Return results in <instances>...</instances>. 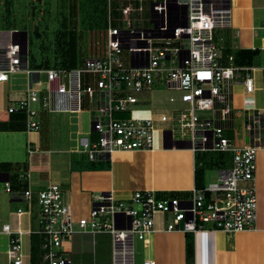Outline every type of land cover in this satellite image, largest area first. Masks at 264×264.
Listing matches in <instances>:
<instances>
[{
	"label": "built area",
	"instance_id": "1",
	"mask_svg": "<svg viewBox=\"0 0 264 264\" xmlns=\"http://www.w3.org/2000/svg\"><path fill=\"white\" fill-rule=\"evenodd\" d=\"M108 6L105 55L88 57L82 66L29 69L19 41L12 42L10 36L0 40V82L18 69L29 74L22 95L11 99L6 111L24 110L27 129L37 130L40 107L79 109L83 107L81 94H86L91 130L79 136V145L90 160L116 149L163 145L166 139L174 138L172 126L160 125L169 121L190 130V137L186 139L194 151L231 150L232 164L219 171L216 181L193 187L190 197H160L152 189H136L128 198L98 193L88 215L79 218H73L59 183L48 182L34 193L30 187L13 191L9 180H4V190L24 199L26 208L19 206L11 211L17 226L4 220L0 211V233L8 238L6 260L0 264H24V233L35 232L41 236V260L46 264H71L65 243L75 233L94 235L106 231L112 237L113 264H134V239L152 234L158 229L157 221L162 229L192 233L204 228L237 231L254 227L257 146L254 143L233 145L224 134V128L233 126L234 85L240 83L244 95L256 88L253 67L232 61L222 63L219 49L213 43L214 28L230 22L229 0H120L115 5L108 0ZM113 8L118 12L114 16ZM145 11L148 26L142 16ZM153 38L163 40L164 44L153 45ZM173 40H179V44L172 46ZM123 49L129 51L128 64L119 57ZM243 69L245 73L241 76ZM82 74H90L92 82L84 81ZM154 84L180 90L185 107L170 115L150 113L149 109L138 106L137 94ZM169 100L173 101L174 97L170 96ZM123 110H129V115L114 114ZM202 110H212L213 117L199 116L197 111ZM253 114L257 118L255 124ZM253 114L245 127L258 128L259 147L264 149V108H254ZM34 202L39 209L38 227L25 230L19 225L21 216L30 214ZM142 264H155V259L146 257Z\"/></svg>",
	"mask_w": 264,
	"mask_h": 264
},
{
	"label": "crops",
	"instance_id": "2",
	"mask_svg": "<svg viewBox=\"0 0 264 264\" xmlns=\"http://www.w3.org/2000/svg\"><path fill=\"white\" fill-rule=\"evenodd\" d=\"M119 1L112 0V4L115 5L114 2L117 4ZM7 2L11 3L14 15L15 0ZM229 3L231 8L229 24L215 27L216 30H213V38L217 35L220 39L216 46L219 49L222 63L232 61L231 54L226 57L221 54L223 46L231 49L258 48L253 64L245 65L253 67L256 86L254 92L244 95L241 92L242 85L236 83L234 85L236 91L232 95V104L236 100V104L244 110V123H246L251 119L254 108H264V81L262 79L264 72V0H229ZM32 6L29 13L32 12ZM35 23L36 20L30 23L28 21L16 23L12 20L9 27L0 29V37L8 39L12 36L14 29H23L24 34L27 35L28 28L32 29ZM16 35L19 36V34ZM244 73L245 70H241V76ZM41 77H44L43 73ZM9 79L10 76L6 81L0 82V88L7 90L10 84ZM6 95L11 101L20 94L12 91L10 95L8 89ZM7 104H0V121L8 122L10 119L9 112L6 111ZM90 118L89 105H86L79 109L39 110L40 125L37 130H28L26 120H24L23 127L16 129L5 128L4 124L0 123V160L24 162L22 177L26 181L25 188H32L34 193L48 182L59 183L73 218L87 216L92 201L98 193L109 192L115 198H128L136 189H152L159 196L162 192H185L195 187L196 151L190 146H185L186 138L166 139L164 143L172 142L170 146L163 144L154 148L116 149L97 159L105 161L104 167L101 168H82L74 165L73 160L79 158L83 161L90 160L84 152L80 151L79 145V136L88 134L91 130ZM252 120L254 124L257 122L254 114ZM17 123L20 124L21 120ZM245 129L250 139L244 141L242 145L254 143L257 146V167L254 172L257 216L254 227L237 231L204 228L192 233L194 264H264V149L259 147L260 144H256L257 141L259 142L258 128L248 130L245 127ZM224 168L228 167L219 166L218 173ZM25 188H16L13 191H21ZM10 200L15 202L13 209L19 206L26 208L24 199L15 198L10 193ZM0 211L3 216V210ZM10 215L14 217L13 214ZM19 225L25 230L30 228V214L24 213ZM13 226H17L16 218ZM157 226L158 229L148 237L139 239L148 249L150 255L147 257L154 258L155 264H186L185 236L187 232L162 229L159 221H157ZM25 235L28 237L29 244L28 252L23 245V250L27 252H25L24 263L26 258L30 263V234L24 233L23 236ZM93 238L94 235L90 233L77 232L65 245L69 253L73 245L79 250H93ZM7 247V235L0 233V254L4 253Z\"/></svg>",
	"mask_w": 264,
	"mask_h": 264
},
{
	"label": "rangeland",
	"instance_id": "3",
	"mask_svg": "<svg viewBox=\"0 0 264 264\" xmlns=\"http://www.w3.org/2000/svg\"><path fill=\"white\" fill-rule=\"evenodd\" d=\"M9 2L11 0H8ZM42 1V2H41ZM91 4H86L83 8H78L76 12V21L74 22L73 18L68 17V8L66 7L65 0H15L14 2V15L13 12L9 14V8L12 9L11 3L5 4L4 0H0V29H5L11 23L8 21H3V18H10L16 23H23L24 21L34 22L36 20V25L44 26L48 30L42 31L44 41L49 44L53 40L55 31L60 29L59 22L61 15L64 14L65 23L68 24V28H72L74 44L76 67L82 66L84 60L88 57L104 56L106 48V26L108 24V0H89L87 1ZM33 3V4H32ZM144 4H148L147 1ZM32 6V12H30ZM9 8L7 9L6 7ZM38 8V10L36 8ZM6 8V9H5ZM114 16V13L112 14ZM143 17H145L144 24L145 26L150 25L149 20L147 19V12H143ZM70 18V21H69ZM24 19V21H23ZM117 24V21H115ZM19 25V24H18ZM27 26V24H25ZM44 29V27H40ZM29 30V42L28 47L31 50V53L34 55L35 60L39 61L44 55L51 56L52 51L48 49L46 52L42 53L38 49L40 40H34L32 29ZM216 28H214V31ZM2 31V30H1ZM1 36V32H0ZM2 38L0 37V40ZM220 42V39L217 35H214L213 43L217 45ZM153 45H163V40L158 38H153ZM179 40H173L171 45H178ZM120 59L125 63H129V51L123 49L119 53ZM53 58H50L52 60ZM10 84L8 89L10 90V95L12 91L22 95L25 90L28 81L29 74L24 69H18L9 74ZM82 79L84 81H91L92 76L90 74L83 75ZM0 88V104L6 105L8 100L6 92L8 91ZM45 93V90H41ZM180 90L170 89L165 85L154 84L151 89L145 90L137 94V97L140 99L138 106H143L144 108L149 109L150 113L157 112H167L170 115H173L178 108L185 107V103L181 102L180 99ZM170 96L174 97L173 101H170ZM81 107L88 105V100L86 94H81L80 97ZM43 110L42 107L39 108ZM201 117H213L212 110H202L197 111ZM233 126L224 128V134L229 137L231 144L233 145H242L244 141H249L250 137L245 129L244 123V110L241 109L237 104L236 100L233 103ZM116 116H128L129 110L115 111ZM162 126H172L174 137L175 138H189L190 130L188 128L180 127L179 124L173 122H164L161 123ZM94 132L92 136H94ZM256 144H259L257 141ZM223 155V156H222ZM196 162L197 166H202L204 168V184H208L211 181H216L218 179V167H229L232 164V151H218V150H196ZM255 163L257 167V151ZM256 170V168H255ZM255 174V173H254ZM16 176V175H15ZM18 178V175L16 177ZM15 178L11 177V181ZM254 183V180H253ZM256 192V189H255ZM191 192H162L160 197L172 198V197H190ZM257 197V193H256ZM8 205V206H7ZM15 202L10 200V193L6 192L3 188V182L0 181V210H3V219L9 221L12 225L15 218L10 215L14 208ZM30 227H38V217L39 209L36 202L30 207ZM9 210L10 214H9ZM166 217L169 218V214H166ZM104 218V217H103ZM110 220V219H109ZM210 227V225H207ZM192 233V232H191ZM94 249L93 250H79L73 245L70 248L71 254V264H113V246H112V237L109 232L101 231L94 234ZM22 242L26 251L28 252V237L25 235L22 238ZM25 251V252H26ZM26 252V253H27ZM148 249L145 244L139 239L135 238L133 242V262L134 264H142L144 257L149 256ZM0 261L4 262L6 260V253L0 254ZM24 264L28 263V258Z\"/></svg>",
	"mask_w": 264,
	"mask_h": 264
},
{
	"label": "trees",
	"instance_id": "4",
	"mask_svg": "<svg viewBox=\"0 0 264 264\" xmlns=\"http://www.w3.org/2000/svg\"><path fill=\"white\" fill-rule=\"evenodd\" d=\"M5 4H9L7 1L4 0ZM89 0H65L66 7L68 8V17L73 18L74 22L76 21V12L78 8H83L86 4H91L87 2ZM116 4V2H114ZM7 9L9 8L6 7ZM5 8V9H6ZM9 14L12 12V9L9 8ZM118 13L115 8L112 9V14ZM63 16L61 15V19L59 22L60 29L55 31L53 40L49 42L44 41L42 31L47 30L46 25H44V29H40L39 26L34 25L32 28L33 36H35L34 40H40L38 49L40 50L41 54L46 52L48 49H51L52 55H44L39 61L35 60L34 55L31 53L30 48L28 47L29 42V31L27 32V66L29 69L35 68H48V67H75L77 60H75L74 52V44L72 42L73 35H72V28H68V24L65 23ZM3 21H8L11 23L12 20L9 18H3ZM70 21V18H69ZM116 24V22H114ZM10 26V25H9ZM7 26V27H9ZM25 30L20 29L18 30V34L24 35ZM258 53V48H250V47H241L236 49H231L230 47L223 46L221 49V54L223 57L228 56L229 54L232 55V62L236 65L245 66V65H252L253 58ZM50 58H53L50 60ZM24 59V55H23ZM22 67H25L22 64ZM9 121H0L1 124H4L3 127L5 128H14L23 127L24 120H26V113L24 110H16L13 112H9ZM21 120V123L18 124L17 122ZM10 123V125H9ZM0 124V125H1ZM2 127V126H1ZM87 156V155H86ZM89 160L83 161V159L79 158L78 160H73L74 165H77L82 168H101L104 167V162L102 160ZM25 164L24 162L19 161H10V160H0V176L5 177L8 176V180L10 182L11 188L16 190V188H25V180L23 177H20V173H23L22 169H24ZM16 175V176H15ZM18 175V178L17 177ZM11 177L15 179L11 181ZM204 168L202 166H196L194 169V186L195 187H202L204 185ZM41 236L35 232L30 234V264H46V262L42 261L41 258ZM194 256V240L193 234L190 232L186 233L185 236V259L186 262H192Z\"/></svg>",
	"mask_w": 264,
	"mask_h": 264
},
{
	"label": "water",
	"instance_id": "5",
	"mask_svg": "<svg viewBox=\"0 0 264 264\" xmlns=\"http://www.w3.org/2000/svg\"><path fill=\"white\" fill-rule=\"evenodd\" d=\"M16 34H18V30H16V29L12 30V36H11L12 42L19 41L21 53L24 55V58H25V56L27 54V35L24 34L22 37H19ZM171 144H172V142H170L169 144H167L166 142L164 143L165 146H170ZM185 146H190L189 140H186ZM7 179H8V176H5V177L0 176V181H4Z\"/></svg>",
	"mask_w": 264,
	"mask_h": 264
}]
</instances>
